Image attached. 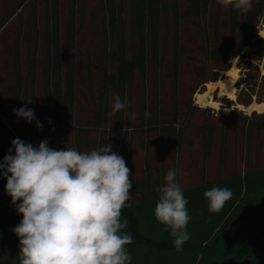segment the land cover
Masks as SVG:
<instances>
[{"label": "trees", "instance_id": "obj_1", "mask_svg": "<svg viewBox=\"0 0 264 264\" xmlns=\"http://www.w3.org/2000/svg\"><path fill=\"white\" fill-rule=\"evenodd\" d=\"M94 2L102 42L96 70L80 42L86 0H18L4 16L0 8V162L17 137L34 147L47 140L58 150L110 143L132 173L131 206L122 212L129 222L124 231L134 237L127 246L131 264L245 263L264 248V113L234 108L217 114L192 98L238 61L236 106L264 105V0H253L246 13L216 0ZM6 31L11 41L4 40ZM6 49L10 80L4 86ZM78 60L86 115L77 108ZM114 93L132 103L109 116ZM25 106L34 110L31 123L13 112ZM135 138L143 155L138 171L130 165ZM170 168L184 171L177 182L191 216L181 252L154 217L155 188ZM6 183L0 178V264H19V238L10 229L22 215ZM217 186L234 196L212 213L203 193Z\"/></svg>", "mask_w": 264, "mask_h": 264}, {"label": "clouds", "instance_id": "obj_2", "mask_svg": "<svg viewBox=\"0 0 264 264\" xmlns=\"http://www.w3.org/2000/svg\"><path fill=\"white\" fill-rule=\"evenodd\" d=\"M216 2L246 13L253 0ZM131 103L114 93L108 115L115 116ZM13 112L28 123L36 119L34 110L27 106ZM145 116L150 117V113L146 111ZM130 118L135 120L136 113ZM36 126L43 128L40 121ZM11 145L0 162V178H6L5 191L22 215L10 229L19 238V264H131L127 246L134 243V237L124 231L129 222L122 218V212L131 206L132 173L110 143L91 151L58 150L47 140L34 147L17 137ZM178 175L183 176L184 171L168 169L165 183L155 188L159 195L154 217L173 238L175 250L181 252L190 239L187 225L191 216ZM203 195L208 210L219 213L234 193L217 186Z\"/></svg>", "mask_w": 264, "mask_h": 264}, {"label": "rangeland", "instance_id": "obj_3", "mask_svg": "<svg viewBox=\"0 0 264 264\" xmlns=\"http://www.w3.org/2000/svg\"><path fill=\"white\" fill-rule=\"evenodd\" d=\"M17 1L18 0H0V8H1L2 16L8 14V12L13 8V6L15 5V3ZM86 5H87L86 6L87 19H86L84 32L80 36V42H81L82 46H84V48L87 50V54L89 55L90 62L92 63L94 70H96L97 68L100 67V64H101V48H102V42H101L100 30H99V18H98V12H97V9L95 7L94 0H86ZM6 32L7 33L5 35L4 40L6 42L11 41V39H10L11 33H9L8 31H6ZM9 60H10V53L6 49V50H4L3 58H2V66H3L2 71L4 72L3 78H2V84L4 86L6 85V83H9V80H10L9 75H8ZM232 67L235 69V72L237 71L236 72V75H237L236 80H238V75H239V63H238V61H235L232 64L231 68ZM77 69H78V72H77V105L78 106H77V108H78L79 113L86 115V113H88V110H87L86 105H85V82L83 79V73H84L83 70L84 69H83V63L80 60H78ZM222 75L223 74H221V76L219 77V80L224 79V75L223 76ZM204 92H206V85H205L202 93H204ZM219 92H220V90L215 88V90L213 91V94L210 98V100H212V102H215L218 104L217 109H212V108H209V109L214 110V112L217 114H222V115L226 114L227 115L232 109L237 107L235 104L236 96H235V99L232 101L226 97H219ZM196 95L197 94H195L192 98L193 104L196 105L197 107L201 108V109H206V107H200L199 105H197L195 103L196 102V100H195ZM235 95H236V92H235ZM135 96L137 97L138 94H135ZM229 102H232L234 104V106H230V108H226V105ZM224 110H227V112H225ZM244 112H242V113H244ZM245 115H248V114L246 113ZM92 136L99 137V135L97 133H92ZM133 146L135 148V150H134L135 153L132 154L133 156H132V161H131L130 165H133L134 170L138 171V169H140V164L143 161V155L139 149L138 138L134 139ZM190 160H192V158L190 156L185 158L187 165H188V163H191ZM126 164H127V162H126ZM190 165H192V164H190ZM189 168H190V166H189ZM190 169L194 170L193 168H190ZM243 264H264V248L257 255L250 258L249 260H247Z\"/></svg>", "mask_w": 264, "mask_h": 264}, {"label": "bare ground", "instance_id": "obj_4", "mask_svg": "<svg viewBox=\"0 0 264 264\" xmlns=\"http://www.w3.org/2000/svg\"><path fill=\"white\" fill-rule=\"evenodd\" d=\"M259 36L264 37V25L262 29L259 31ZM236 72H235V69L232 67L229 71L223 73L224 79L219 80L216 83L207 84L206 92H204L203 94H197L195 98L196 100L195 103L199 105L200 107L217 109L218 104L210 100L215 88L220 90L219 97H226L229 100L233 101L235 99V92H236V87H235L236 82H237ZM238 107L240 110H244L248 115L253 112L258 113V114L264 113V105L252 104L247 109H243V107L241 106H238ZM224 111L227 112V110H224Z\"/></svg>", "mask_w": 264, "mask_h": 264}, {"label": "water", "instance_id": "obj_5", "mask_svg": "<svg viewBox=\"0 0 264 264\" xmlns=\"http://www.w3.org/2000/svg\"><path fill=\"white\" fill-rule=\"evenodd\" d=\"M262 27H263V25H262L260 28L262 29ZM261 29H260V30H261ZM260 30H259V31H260ZM252 104L257 105L256 103H252ZM252 104H251V105H252ZM236 108L239 110V107H238V106H237ZM247 108H248V107H247ZM247 108H244V107H243V109H247ZM239 111H242V110H239ZM242 112H244V110H243ZM244 114H246V113L244 112ZM250 114H251V113H250ZM250 114H249V115H250Z\"/></svg>", "mask_w": 264, "mask_h": 264}]
</instances>
